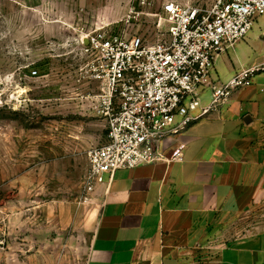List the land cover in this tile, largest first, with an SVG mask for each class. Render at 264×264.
Listing matches in <instances>:
<instances>
[{
	"label": "rangeland",
	"instance_id": "1",
	"mask_svg": "<svg viewBox=\"0 0 264 264\" xmlns=\"http://www.w3.org/2000/svg\"><path fill=\"white\" fill-rule=\"evenodd\" d=\"M149 1L0 0V264H86L102 200L84 192L87 152L107 125L84 43L99 29L163 39L167 0Z\"/></svg>",
	"mask_w": 264,
	"mask_h": 264
},
{
	"label": "crops",
	"instance_id": "2",
	"mask_svg": "<svg viewBox=\"0 0 264 264\" xmlns=\"http://www.w3.org/2000/svg\"><path fill=\"white\" fill-rule=\"evenodd\" d=\"M262 63L264 16L217 57L213 78L226 83ZM177 145L180 162L105 176L86 264H264V220L246 221L264 213V72L159 151L170 156Z\"/></svg>",
	"mask_w": 264,
	"mask_h": 264
},
{
	"label": "built area",
	"instance_id": "3",
	"mask_svg": "<svg viewBox=\"0 0 264 264\" xmlns=\"http://www.w3.org/2000/svg\"><path fill=\"white\" fill-rule=\"evenodd\" d=\"M140 3L150 5L149 0ZM159 16L167 30L155 43L103 29L88 34L84 43L101 84V114L107 125L105 142L87 152V195L119 170L182 161L184 145L166 156L159 151L161 141L218 113L236 91L250 87L252 78L264 72L262 63L240 70L226 83L213 78L217 57L244 41L255 20L264 16V0H212L206 7L167 0ZM206 91L211 95L203 106Z\"/></svg>",
	"mask_w": 264,
	"mask_h": 264
}]
</instances>
